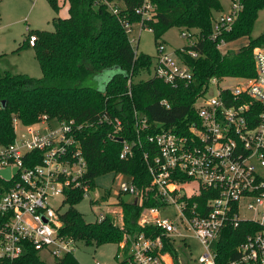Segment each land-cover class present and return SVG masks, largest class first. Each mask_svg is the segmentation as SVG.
<instances>
[{
  "label": "built area",
  "instance_id": "obj_1",
  "mask_svg": "<svg viewBox=\"0 0 264 264\" xmlns=\"http://www.w3.org/2000/svg\"><path fill=\"white\" fill-rule=\"evenodd\" d=\"M229 1V9L216 14L211 35L222 51L229 44L222 36L233 30L242 10L240 0ZM113 9L118 12V8ZM138 12L142 20L135 24L141 31H152L145 25L153 15L152 5L145 2ZM135 24L125 23L133 46L137 42L133 36ZM181 35L187 45L195 44L191 31L182 29ZM36 41V35H32L30 45ZM158 50L155 76L175 87L194 81L191 67L175 51L168 52L163 44ZM253 53L255 75L210 79L195 103L198 121L186 133L162 130L147 135L154 146L144 153L152 177L150 188L163 204L147 208L139 223L156 226L162 232L156 236L138 234L132 239L130 258L123 261L121 254L120 264H174L173 255L164 251V237L180 246L181 242L186 245L189 234H194L205 250L199 264H216L213 244L221 230L228 224L238 227L244 221L260 228L246 236L238 256L228 264H264V178L260 174L264 168V45L256 46ZM189 54L198 57L195 51ZM211 85L216 88L213 96L208 95ZM163 103L169 106L167 101ZM136 117L138 132L149 127L145 115L136 112ZM100 120L114 126L109 135L122 139L120 157L128 159L133 145L118 134L122 120L109 115ZM13 126L12 142H4L0 136V264H15L31 252L54 259L74 253L78 242L62 232L60 212L74 190H80L84 197L90 194L94 205L102 201V211L93 222L110 217L123 227V196L130 195L128 202L143 204L146 190L139 189L126 173L104 175L110 178L104 196L98 193V178L96 189L91 188L88 161L79 138L84 124L44 114L34 124L14 118ZM118 174L123 180L114 198L112 183ZM198 197L200 200L192 202ZM57 200L60 204L56 206ZM168 204L176 205V219L160 217L161 208ZM243 212L251 216H243Z\"/></svg>",
  "mask_w": 264,
  "mask_h": 264
},
{
  "label": "trees",
  "instance_id": "obj_2",
  "mask_svg": "<svg viewBox=\"0 0 264 264\" xmlns=\"http://www.w3.org/2000/svg\"><path fill=\"white\" fill-rule=\"evenodd\" d=\"M240 1L242 10L233 30L222 36L228 43L250 36L259 12L264 10V0ZM47 2L57 14L52 20L54 30L31 32L19 47L31 46L30 37L36 35L33 47L42 77L0 68V136L4 142L14 140V118L24 124H34L44 114L51 118L74 119L78 124H84L79 138L88 161L87 176L92 179V189H96L97 178L114 172L131 175L137 187L146 190L142 205L121 202L123 227L110 217L102 222L85 220L74 207L84 197L78 189L70 192V206L62 214L65 235L87 245L118 244L116 259L120 264L121 253L123 261L130 258L132 239L138 234L144 232L156 236L162 232L156 226L144 227L139 223L147 208L163 204L150 188L152 177L144 153L154 150V146L147 141V135L162 130L186 133L190 125L198 121L195 103L211 78L255 75L253 50L264 45V33L239 49L222 51L219 42L211 38L215 16L224 10L222 0H64L68 5L67 17L59 16L62 8L59 0ZM145 2L153 7V15L145 25L152 28L157 47L166 45L163 37L174 27L187 29L191 31V37H195L194 45L186 44L175 50L177 57L194 73V81L189 85L181 83L175 87L155 75L134 80L142 72L151 71L154 62L152 56L132 45L125 28L126 22L135 24L142 20L138 10ZM114 7L118 12H114ZM189 51L197 52L198 57H193ZM105 70L114 73L103 87L93 85L91 81ZM3 101L6 102L4 107ZM136 112L145 115L149 123V127L140 132L137 131ZM104 115L122 120L123 128L118 134L133 145V154L128 159L120 157L122 139L116 140L109 135L114 126L100 120ZM200 198H194L192 202ZM259 228L258 224L249 221L238 227L226 225L213 244L216 264H228L235 259L239 245L249 233ZM122 242L125 247H121ZM164 251L173 255L174 264H180L179 246L166 237ZM15 264L49 263L31 252ZM54 264L81 262L74 253H69L55 259Z\"/></svg>",
  "mask_w": 264,
  "mask_h": 264
},
{
  "label": "rangeland",
  "instance_id": "obj_3",
  "mask_svg": "<svg viewBox=\"0 0 264 264\" xmlns=\"http://www.w3.org/2000/svg\"><path fill=\"white\" fill-rule=\"evenodd\" d=\"M62 6L59 16L64 17L68 15L67 5L64 0H59ZM225 11L230 7L229 0H222ZM1 21H0V54L3 57L0 59V68L9 69L18 73H26L36 78L43 75L40 64L36 58L35 49L33 46H28L19 49L23 40L29 36L31 32L35 33L37 30H54L53 18L57 15L56 12L49 5L47 0H1ZM133 36L137 39L134 44L140 52L146 53L153 57L154 62L151 71L142 72L139 76L134 78L135 81L141 79H148L155 73V62L158 56V47L154 32L147 28L141 31L139 24L134 25ZM181 28L174 27L166 32L163 39L166 42L167 51L173 53L175 50L183 47L187 43V39L182 37ZM264 33V10L259 12V16L254 24L253 31L250 36H244L236 41L230 42L227 49H239L247 45L251 39H256ZM138 45V46H137ZM225 50V49H224ZM114 71L105 70L103 73L97 75L91 83L98 87H103L108 77ZM229 81H235L228 79ZM216 94L214 85L210 86L208 92L209 96ZM44 128H48L47 125ZM260 174L264 178V168L260 169ZM123 180L118 174L112 183L111 197H116L115 193L119 188V184ZM110 183V178L101 176L98 178V193L104 196L105 188ZM94 196V195H93ZM60 200L54 202V205H59ZM102 201L98 204H92L91 195H86L81 201L74 204V207L84 216L87 221H94L97 213L102 211ZM70 204L65 203L60 208V212L64 213L68 210ZM178 209L175 204H168L161 208L160 217L176 219ZM242 215L251 216L249 212H243ZM179 243V242H178ZM118 244L107 243L104 245L89 244L81 241L77 243L74 255L81 262V264H118L116 255L118 252ZM121 247H125V243H121ZM205 252L201 242L194 234H189L187 243L179 246V262L180 264H199V257ZM122 254V253H121ZM41 259L49 264H54L55 259L49 255L42 254Z\"/></svg>",
  "mask_w": 264,
  "mask_h": 264
},
{
  "label": "water",
  "instance_id": "obj_4",
  "mask_svg": "<svg viewBox=\"0 0 264 264\" xmlns=\"http://www.w3.org/2000/svg\"><path fill=\"white\" fill-rule=\"evenodd\" d=\"M5 105H6V102L3 101L2 102V106L4 107ZM3 173H7V172L4 171ZM129 198H130V195L123 196V199H124L125 202H128Z\"/></svg>",
  "mask_w": 264,
  "mask_h": 264
},
{
  "label": "crops",
  "instance_id": "obj_5",
  "mask_svg": "<svg viewBox=\"0 0 264 264\" xmlns=\"http://www.w3.org/2000/svg\"><path fill=\"white\" fill-rule=\"evenodd\" d=\"M0 9H1V8H0ZM67 9H68V5H67ZM67 16H68V15H66V16H64V17H67ZM229 44H230V43H229ZM229 44H228V45H229Z\"/></svg>",
  "mask_w": 264,
  "mask_h": 264
}]
</instances>
